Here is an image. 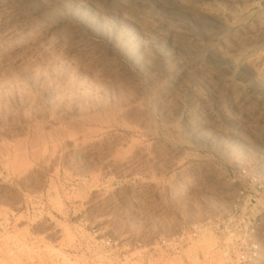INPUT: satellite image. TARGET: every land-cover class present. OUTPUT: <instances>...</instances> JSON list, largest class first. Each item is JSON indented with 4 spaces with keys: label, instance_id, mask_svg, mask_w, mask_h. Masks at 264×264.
<instances>
[{
    "label": "rangeland",
    "instance_id": "rangeland-1",
    "mask_svg": "<svg viewBox=\"0 0 264 264\" xmlns=\"http://www.w3.org/2000/svg\"><path fill=\"white\" fill-rule=\"evenodd\" d=\"M163 1L0 0V264L264 245V0Z\"/></svg>",
    "mask_w": 264,
    "mask_h": 264
},
{
    "label": "built area",
    "instance_id": "built-area-1",
    "mask_svg": "<svg viewBox=\"0 0 264 264\" xmlns=\"http://www.w3.org/2000/svg\"><path fill=\"white\" fill-rule=\"evenodd\" d=\"M259 229L257 226L246 228L241 233L242 239L231 240L226 247V264H258L264 254L263 242L259 239ZM110 240L107 241L109 244ZM166 246L173 247L172 244L162 241Z\"/></svg>",
    "mask_w": 264,
    "mask_h": 264
},
{
    "label": "bare ground",
    "instance_id": "bare-ground-1",
    "mask_svg": "<svg viewBox=\"0 0 264 264\" xmlns=\"http://www.w3.org/2000/svg\"><path fill=\"white\" fill-rule=\"evenodd\" d=\"M163 4L165 6L171 7V9H172V5H174V4L181 6V7H187L188 6L186 0H164ZM200 11L205 13V14H209V17L211 18V20L213 22H216V23H222L223 22L222 19L218 16V14L216 12L211 11L207 7H200ZM230 62L232 63L233 61L231 60Z\"/></svg>",
    "mask_w": 264,
    "mask_h": 264
}]
</instances>
